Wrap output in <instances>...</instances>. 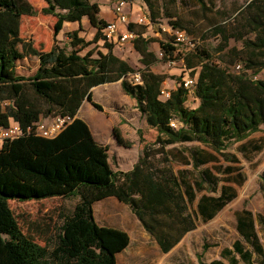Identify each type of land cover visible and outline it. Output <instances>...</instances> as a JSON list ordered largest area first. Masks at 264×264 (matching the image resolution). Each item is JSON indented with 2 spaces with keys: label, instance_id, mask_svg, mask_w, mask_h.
I'll return each mask as SVG.
<instances>
[{
  "label": "trees",
  "instance_id": "obj_1",
  "mask_svg": "<svg viewBox=\"0 0 264 264\" xmlns=\"http://www.w3.org/2000/svg\"><path fill=\"white\" fill-rule=\"evenodd\" d=\"M44 1L43 14L56 18L54 43L45 51L25 42L21 36L22 18L35 16L34 6L28 0H0V128L8 127L13 120L25 132L24 136L6 142L0 150V264H117V255L130 245V237L124 231L97 224L94 204L108 197H116L128 205L161 251L169 253L187 233L196 229L195 214L209 221L234 198L225 200V191L218 198L204 196L192 210L190 203L193 204L194 195L185 189L182 179L172 169L175 159L173 148L169 147L198 142L223 153L264 129V80L257 78L264 70V0L249 1L230 21L210 29L211 37L219 40L213 49L220 63L213 52L198 46L179 54L182 44L173 36L159 42L163 54L159 58L149 50L151 40L143 36L145 31L139 30L143 26L130 25L138 36L134 48L144 66L140 70L114 54L115 44L104 34L108 22L100 17L98 2ZM166 1L143 0L152 23L163 13L169 19V28L190 36L186 23L167 11ZM170 2L176 5V0ZM198 2L205 8L203 0ZM84 18L97 30L92 41L79 36ZM66 22L80 24L69 35L70 51L59 47L56 38ZM231 40L242 42V48L231 46ZM85 49L87 52L82 54ZM27 55L39 59V67L32 76L17 72L18 62ZM180 60L191 72L188 77L196 81L194 97L200 104L195 109L185 106L189 97L185 78H174L178 86L164 101L160 93L169 76L151 69L158 62ZM238 65L239 69H232ZM136 72H140L141 84L130 79ZM118 81L137 100L140 111L157 131L154 142L144 146L138 163L128 172L112 169L109 147L99 144L89 125L78 117L86 100L102 111V106L93 100L92 89ZM57 116L71 118L72 122L55 138L27 132L41 120ZM172 121L179 127H172ZM113 134L120 146L130 147L119 130L114 129ZM188 151L189 159H182L191 161L195 168L208 162L194 149ZM154 156L160 157L165 164L163 168L153 166ZM55 197H76L79 202L63 217L51 248L24 232L9 201ZM260 219L264 228V218L260 216ZM237 228L253 251L245 249L239 240L233 250H224L222 257L228 264H254L258 255L264 263L255 219L247 208L239 213ZM200 263L226 264L221 260Z\"/></svg>",
  "mask_w": 264,
  "mask_h": 264
},
{
  "label": "rangeland",
  "instance_id": "obj_2",
  "mask_svg": "<svg viewBox=\"0 0 264 264\" xmlns=\"http://www.w3.org/2000/svg\"><path fill=\"white\" fill-rule=\"evenodd\" d=\"M28 1L34 6L37 14L30 18L24 17L23 36L28 40H32L36 48L45 51L54 43V23L56 18L43 14L42 9L46 7L44 0ZM93 1L107 3L106 0ZM170 1H166L168 3L167 11L182 19L188 29L191 30L188 37L193 44L181 46L182 53L179 54H185L193 46H198L213 52L215 60L220 63L213 49L219 44V40L211 37L210 29L216 24L234 18L237 15V11L244 8L251 0H203L205 8L200 6L198 0H176V5H173ZM156 3L158 4L159 2ZM107 4L111 5L110 3ZM143 4V0H135V5L143 6ZM102 15H106L104 6ZM162 17L163 13L156 20V23L139 28V30L146 32L145 37L151 40L149 48L152 52L156 53L157 51L158 56L160 53L158 51V43L160 41H168L169 36H172L169 31V19ZM85 24L83 31L79 32V36L86 41H92L96 30L88 22ZM74 31L75 29L67 25L64 26L62 32L56 37L58 46L65 48L67 51L72 50L69 35ZM203 36L206 37V40L203 39ZM100 44L102 45L103 43L101 42ZM230 45L242 48V42H236L235 40H231ZM87 50H82L81 53L85 54ZM116 52L123 56V59L135 70L144 68L140 62L141 56L136 52L133 44L117 49ZM36 60L31 58L27 61L18 62L17 72L24 76L34 75L37 67ZM153 66L158 74L164 73L169 76L170 84H173L171 80H175V77L186 78L191 75V72L184 68L182 60L173 64L158 62ZM238 66H232V69L237 70ZM257 78L264 80V70ZM89 105L86 102L82 111L84 116L82 115L81 118L94 119L96 123H99L100 119L96 117L99 111L94 107L90 108ZM126 110L127 107L123 106L122 112L124 116H115L118 122L121 119L122 122L120 124L126 125L125 128L131 133L134 130L133 127L139 124L141 128L139 130L141 143L144 145L152 144L156 139L157 131L151 126L145 116L130 119L126 115ZM85 119L84 121L89 124V121ZM114 129L120 131V128L116 125ZM123 139L130 144V147L125 148H131L132 142L124 137ZM172 148V156L175 160L172 161L171 167L182 179L185 189L194 195V202L193 204L190 203L192 210L196 209V206L199 205L204 196L218 198L225 191V200L233 196L234 198L209 221H204L201 215L196 216L195 214L197 219L196 229L187 234L181 245L172 253L164 254L155 243L144 242L146 246L145 256L139 257V242H133L121 255L120 264H131L133 262L135 264H201V261L211 262L221 258L224 250H233L235 242L239 240L244 243L245 249L253 251L252 246L244 242L237 228L239 213L244 208L250 210L254 216L255 231L264 250V228L260 219V216L264 218V180L262 179L264 173V129L252 134L246 141L232 145L223 153H218L198 142L178 144ZM188 149H194L198 156L203 157L208 162L199 168H195L191 161H187L189 159ZM181 153L184 154L180 156ZM224 154H228V157H225ZM110 155L111 164L117 168V150L113 149ZM182 157L188 159H182ZM159 158L153 157L152 164L155 168H163L165 166ZM226 168H229V171H226ZM75 201L76 197L69 199L56 197L28 202L9 201V204L24 232L30 233L39 244L48 245L52 248L59 228L62 225L63 217L72 212ZM205 245L208 247L206 250H204ZM198 257L200 260H198ZM256 260L254 264H264L261 256L258 257L256 255Z\"/></svg>",
  "mask_w": 264,
  "mask_h": 264
},
{
  "label": "crops",
  "instance_id": "obj_3",
  "mask_svg": "<svg viewBox=\"0 0 264 264\" xmlns=\"http://www.w3.org/2000/svg\"><path fill=\"white\" fill-rule=\"evenodd\" d=\"M96 2L99 3V1H96ZM106 2L110 3L111 5L109 6L105 2L99 3L100 9H101L100 17L102 19H104L105 21L110 22V21H113L115 19V12H114L115 1L114 0H106ZM103 6L106 10L105 16L102 15ZM143 6L135 5V0H134L133 2H131L130 6L126 9V11L129 12L132 24L138 25L137 20L140 16H142L144 14H150V11H149L145 2L143 4ZM24 17L30 18V16H23V18H22L21 36L25 40V42L32 43V45H33L32 40H28L23 36L22 28H23V25L25 22ZM86 22H88L90 24L89 19L84 18L82 20V26L83 27H85ZM66 25L72 29H75V31L78 30L80 27L79 23L66 22L64 24V26H66ZM145 33L143 35L144 37L146 35ZM146 39H148V38H146ZM129 44H131V43H127L124 47L128 46ZM132 44L134 45V43H132ZM158 45H159L158 48L160 49V43H158ZM51 47L52 46H50L46 50L51 49ZM124 47H122V48H124ZM37 49H39V48H37ZM115 49L117 50V49H121V48L115 46L114 54L117 55L119 58L123 59V56H120L119 54H117ZM159 49H158V51H160ZM149 50H150V48H149ZM104 51L106 52V50H104ZM150 51L152 52V50H150ZM155 54H157V51ZM31 58L37 59L36 60L37 61V67L35 69V73H36V71L39 67L38 57L27 55L25 57L24 61H27ZM151 69L153 72L158 73L155 71L154 66H152ZM160 74H164V73H160ZM171 81L173 82V84H170V79L168 78L163 83L162 89L166 88V89H169L171 91L175 90L178 86L177 82H176V80H171ZM92 92H93V100L96 103L100 104L103 108L102 111L97 109L99 112H98V115H96V117H98L100 119L99 120L100 122L96 123L94 121V119L93 120L88 119V118L85 119V117H84V119L89 121V124L88 123L87 124L89 125L96 141L103 146H109V152L108 153H109L110 164H111L110 153L112 152L113 149L117 150L118 155L116 157H118V166L116 168L111 164L112 169L114 171H123V172H128V171L133 170L135 165L138 163V161L140 159L143 147L147 144L144 145L143 143H141V139L139 136V130L141 128H140L139 124H137L136 127H133L134 130L131 133V132H129L128 129L125 128L126 125L120 124V122H122V120L120 119L119 120L120 122H118V120L115 118V116H119V117L124 116L122 110H123V106H126L127 107V110H126L127 114L126 115H128L130 119H136V118L143 117L144 115L138 107L137 100L135 98L131 97L130 95H128L124 91L122 81L101 84L99 86L94 87L92 89ZM86 102H88V101L86 100L83 102V105L81 106V108L78 112L79 118H81V116L83 115L82 111H83V108H84ZM88 103L90 104L89 105L90 108L94 107L90 102H88ZM199 104H200L199 99H197L194 96H189L186 103H185V106L190 108V109H195L196 107H198ZM81 119H83V118H81ZM115 125L120 128V131H121L123 137L126 140L129 139L132 142L131 148L121 147L117 143V140L113 134V130H114ZM176 145H178V144L170 146V148L175 147ZM78 202H79V198L76 199L74 205L76 206ZM75 206H74V208H75ZM74 208H73V210H74ZM93 208H94L95 220L99 226L124 231V232L128 233V235L130 237V245L122 253L117 255V264H120L121 255L132 245L133 242H139V250H140L138 252L139 257L145 256L144 252H145L146 246H145L144 242L155 243L158 246V248L160 249L155 238L153 236H151L145 230L142 222L139 220L137 215L131 210V208L128 205L120 202L116 197H108V198H105L103 200H100L94 204ZM196 208H197V206H196ZM189 233H187V234H189ZM186 236L187 235H185L182 238V240L169 253H164V254H170L173 251H175L181 245V243L186 238ZM138 240H140V241H138ZM198 260H200L199 257H198ZM215 260H221V261H224V263L228 264L227 260H225L223 257H221L219 259H215ZM215 260H212V261H215ZM207 263H210V262H207ZM131 264H135V263L133 262Z\"/></svg>",
  "mask_w": 264,
  "mask_h": 264
},
{
  "label": "built area",
  "instance_id": "obj_4",
  "mask_svg": "<svg viewBox=\"0 0 264 264\" xmlns=\"http://www.w3.org/2000/svg\"><path fill=\"white\" fill-rule=\"evenodd\" d=\"M114 12L115 19L108 22L104 34L107 40L117 47H124L127 43H134L138 37L136 32L130 29L132 24L129 12L126 9L130 6L131 2L128 0H114ZM137 24L140 26L151 25L152 20L150 14H144L140 16L137 20ZM171 35L176 39L179 44L183 45H192V40H189L188 35L184 31L174 30L169 28ZM194 47V46H193ZM192 47V48H193ZM163 54L159 53V58H162ZM175 61H168L167 63L173 64ZM240 66L237 67L239 69ZM131 80L135 84H141V75L140 72H136L131 75ZM196 81L191 77H187L184 80V87L188 89L189 96H194ZM171 96V90L163 88L161 89L160 98L164 101L169 99ZM72 122L71 118L57 116L51 120H41L36 124L34 128H28L27 132H35L37 136L43 138H55L58 136L70 123ZM171 126L178 128L179 124L176 121H172ZM25 132L21 128L20 124L11 120L8 127L0 128V150L3 149L6 142L13 141L24 136Z\"/></svg>",
  "mask_w": 264,
  "mask_h": 264
}]
</instances>
